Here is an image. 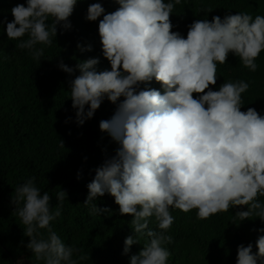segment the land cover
I'll use <instances>...</instances> for the list:
<instances>
[{
  "label": "clouds",
  "instance_id": "1",
  "mask_svg": "<svg viewBox=\"0 0 264 264\" xmlns=\"http://www.w3.org/2000/svg\"><path fill=\"white\" fill-rule=\"evenodd\" d=\"M115 2L119 7L112 12H106L100 0L89 3L85 15L87 21L99 20L102 55L110 70H98L99 57L80 60L75 66L62 58L58 63L70 76L79 72L68 80L77 126L93 118L105 98L116 105L99 128L118 147L95 169L83 203L92 215L110 216L112 209L96 203L110 194L119 214L132 217L123 253L146 238L140 251L129 257V264H168L172 253L166 245L174 242L168 234L175 220L172 208L184 213L196 210V218L206 220L240 206L247 210L235 213L232 222L237 226L246 219L264 221V201L259 199L264 197V114L254 107L241 110L249 82L229 80L214 90L218 65L227 64L229 54L250 72L258 70L256 61L264 51V15L226 12L223 18L196 19L187 25L185 37L172 30L170 19L181 0ZM77 3L26 0L11 8V21L0 18V26L6 25L8 40L18 41L15 47L28 50L40 62L44 47L37 45L50 47L58 34L72 29L70 17ZM77 48L85 52L93 46L78 43ZM153 79L162 90L149 87ZM26 132L21 130L20 138ZM59 146L65 147L63 140ZM35 181V177L24 180L10 199L25 226L23 235L30 238L25 247L37 264L89 260L88 254H79L81 250L66 244L52 227L62 215L67 191L55 193L53 209L52 195L42 192ZM152 218L156 228L150 227ZM41 230H46V237ZM251 230L261 233L255 241L258 251L253 252L251 242L240 243L236 264H264V227ZM16 264H23V259Z\"/></svg>",
  "mask_w": 264,
  "mask_h": 264
},
{
  "label": "trees",
  "instance_id": "2",
  "mask_svg": "<svg viewBox=\"0 0 264 264\" xmlns=\"http://www.w3.org/2000/svg\"><path fill=\"white\" fill-rule=\"evenodd\" d=\"M92 2L96 0H78L70 17L72 29L58 34L50 47L37 45L44 47L40 62L33 60L28 50L15 47L18 41L8 40L6 25L0 26V264H16L29 250L25 245L30 238L23 235L25 226L10 203L11 195H15L14 189L29 177L36 178V186L42 192L52 195L53 209L57 206L55 193L61 189L67 191L62 215L52 222V227L66 244L80 249L79 254L90 256L80 264H129V257L138 253L145 242L146 238L142 237L141 242L131 246L129 253H123L124 239L132 232V217L119 214V206L110 194L96 201L98 207L112 209L110 216L92 215L83 203L95 169L114 155L118 147L99 128V122L109 119L116 105L105 98L94 117L77 126L68 80L74 79L79 72L77 70L70 76L58 67L61 58L69 66H75L80 60L99 57L98 70H110L109 62L102 55L99 20L85 19L87 7ZM100 2L106 12L119 7L115 0ZM17 3H26V0H0V18L7 17L11 21L10 10ZM208 8L213 10L207 16ZM226 12H248L253 17L264 15V0H181L170 16L175 26L172 30L186 37L187 25L193 20H211L214 15L223 18ZM78 43L91 44L92 51L81 52ZM256 63L258 70L250 72L238 57L229 54L228 63L218 65L214 90L229 80L249 82L250 89L242 94L245 105L241 110L254 107L264 114V51ZM149 87L161 89L154 79ZM68 117L72 119L65 123ZM21 130H27L22 138ZM60 140L64 141L65 147L59 146ZM80 164H83L87 176V180L81 183L74 180ZM259 199L264 201V197ZM239 210L247 209L237 206L209 219L198 220L196 210L184 213L170 209L175 220L168 230L174 238L172 244L166 245L172 253L168 264H236L240 243L247 245L251 242L253 252L258 251L255 241L261 233L251 229L264 227V221L258 217L246 219L237 226L232 221ZM150 227L156 228L155 218H152ZM41 231L46 237V230ZM77 255L74 254L73 258L76 259Z\"/></svg>",
  "mask_w": 264,
  "mask_h": 264
},
{
  "label": "rangeland",
  "instance_id": "3",
  "mask_svg": "<svg viewBox=\"0 0 264 264\" xmlns=\"http://www.w3.org/2000/svg\"><path fill=\"white\" fill-rule=\"evenodd\" d=\"M23 264H35L34 255L31 253L30 250L23 256Z\"/></svg>",
  "mask_w": 264,
  "mask_h": 264
},
{
  "label": "water",
  "instance_id": "4",
  "mask_svg": "<svg viewBox=\"0 0 264 264\" xmlns=\"http://www.w3.org/2000/svg\"><path fill=\"white\" fill-rule=\"evenodd\" d=\"M78 173L80 174V178L79 179L77 178V174ZM78 173L75 176V181H77L79 183L85 182L86 181V176H85V173H84V170H83L82 165H80L79 170H78Z\"/></svg>",
  "mask_w": 264,
  "mask_h": 264
}]
</instances>
